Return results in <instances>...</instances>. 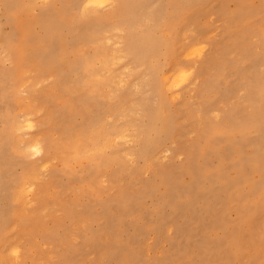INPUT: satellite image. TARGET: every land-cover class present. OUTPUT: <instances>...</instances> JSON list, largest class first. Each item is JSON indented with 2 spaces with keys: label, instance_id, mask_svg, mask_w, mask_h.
<instances>
[{
  "label": "rangeland",
  "instance_id": "1",
  "mask_svg": "<svg viewBox=\"0 0 264 264\" xmlns=\"http://www.w3.org/2000/svg\"><path fill=\"white\" fill-rule=\"evenodd\" d=\"M103 1L0 0V264H264V0ZM176 58L175 142L144 159Z\"/></svg>",
  "mask_w": 264,
  "mask_h": 264
},
{
  "label": "bare ground",
  "instance_id": "2",
  "mask_svg": "<svg viewBox=\"0 0 264 264\" xmlns=\"http://www.w3.org/2000/svg\"><path fill=\"white\" fill-rule=\"evenodd\" d=\"M129 1L130 0H127V2H129ZM187 1L189 2V0H187ZM103 2H106V0ZM127 4H130V3H127ZM85 11H87V10H85ZM172 22H174V20H172ZM100 24H101V22H100ZM98 27H99V25H96L95 28H93V30L95 31ZM93 32H91V34ZM91 34H90V36H91ZM141 39H143V40H141V42H138L140 49L144 50V52L146 54L151 53L152 50L148 49L146 46H148L149 44L154 45L155 41H153L150 34H147V33L144 34L141 37ZM144 44H145V46H144ZM168 48L166 49V51L168 50ZM16 53L18 56L20 55L17 51H16ZM9 54H10V51H9ZM171 62H172V64L170 66V69L167 70L166 72H164L161 75L160 79L159 78L156 79L155 76L151 77V81H150L151 86L156 88V92L158 94L157 96L159 99V108H158V112L156 113V118H157V121L159 123V126L156 129L155 136H154L157 140L153 139L148 134L144 135V133L141 132L142 136L143 135L144 136L142 137V143L139 146L137 154L139 157L144 158V159H146V158L150 159L151 158L150 155L155 151L154 146L156 147V144H159V145L163 144L168 139H171L170 141L175 142V140L173 139L175 136L171 135V132H174L177 130L175 128V123L173 122V113L170 111V108H168V106H167V102L164 100V94H166V93L171 94L173 96L172 98H174V99L177 98L176 95H177V92L180 90L181 84L180 85L175 84L174 83V82H176L175 80H174V82L171 81L170 71L175 70L177 72H180L182 70V68L177 63V58L173 59ZM181 76L179 75L178 77H181ZM180 79H183V78H179L178 81H180ZM180 82H182V81H180ZM171 101H173V100H171ZM18 103H20V102H18ZM256 113L259 114V117L261 119L264 118V96L261 98V102H260V104L256 110ZM31 127H32V125L30 124L29 118L27 116H22L19 119H15L13 117L9 123V130H10V133L12 134L14 141L16 143L21 142V144L24 148L29 149L35 155H39V154H41V147L38 145L37 141L29 140L24 145L22 143L21 139L19 138V135H18V133L21 132L22 130H27V129H30ZM243 129L246 130V128H244V127H243ZM6 134L8 135V133L6 132L2 135V137L4 138L6 136ZM105 134H106V129H104L102 126H99L97 128V130L88 139L92 145V148H94L95 151H98V152L100 151V149H101V147L99 146L100 141L106 140V143L108 142L107 139L105 138L106 137ZM160 135H164V138L162 140H159ZM69 143L72 144L71 148L75 149V147L79 144V141L73 142V139H71L69 141ZM106 145L103 143V145H101V146L106 147ZM164 151L166 152V150H164ZM2 153H3V151H1V154ZM100 155H103V154L100 153ZM49 156H50L49 154H46V155L39 157V159H38L40 162L39 167L41 169H46V163L49 160ZM5 157H6V155L4 153V158ZM99 160H100L101 166H103V165L107 166V165L113 163L116 160V157L115 156H113V157L102 156ZM33 172H34V170L31 171V177L29 179H26L25 182H23L22 184L19 185L18 193L16 194V195H18L17 198L19 200V204H18L19 213H21V211H23V207H24L22 196H27L34 191V183L32 182V180L35 178V175ZM1 184H2V182L0 181V185ZM188 209H190V208H188ZM7 222H8L7 217L4 214H0V233L2 232V230H4ZM0 241H1V239H0Z\"/></svg>",
  "mask_w": 264,
  "mask_h": 264
}]
</instances>
